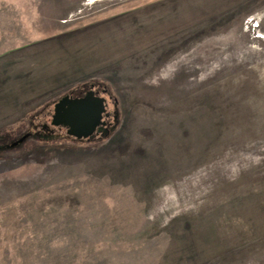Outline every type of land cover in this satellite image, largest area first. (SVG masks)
<instances>
[{
  "label": "rangeland",
  "instance_id": "obj_1",
  "mask_svg": "<svg viewBox=\"0 0 264 264\" xmlns=\"http://www.w3.org/2000/svg\"><path fill=\"white\" fill-rule=\"evenodd\" d=\"M0 264H264V0H0Z\"/></svg>",
  "mask_w": 264,
  "mask_h": 264
},
{
  "label": "water",
  "instance_id": "obj_2",
  "mask_svg": "<svg viewBox=\"0 0 264 264\" xmlns=\"http://www.w3.org/2000/svg\"><path fill=\"white\" fill-rule=\"evenodd\" d=\"M68 97H64V108L55 109L52 123L69 126L74 132L83 130L91 134L104 111V99L91 90L81 97Z\"/></svg>",
  "mask_w": 264,
  "mask_h": 264
},
{
  "label": "trees",
  "instance_id": "obj_3",
  "mask_svg": "<svg viewBox=\"0 0 264 264\" xmlns=\"http://www.w3.org/2000/svg\"><path fill=\"white\" fill-rule=\"evenodd\" d=\"M65 96H67V95H65L64 94V96H62V97H59L56 101H55V103H54V108H53V113H52V115H51V121H52V119H53V116H54V114H55V112H56V108H62L63 106H64V100H66V99H64V97ZM72 97V96H71ZM73 97H75V96H73ZM68 98H70V96L68 97ZM64 108V107H63ZM66 131V135L67 136H70V137H74V138H77V139H79V140H86L87 138H89V137H91L89 134H87V131H83V130H77L76 132H74V131H72V129L68 126L67 127V129L65 130ZM89 135V136H88ZM87 136V137H86ZM45 137H47V136H45Z\"/></svg>",
  "mask_w": 264,
  "mask_h": 264
}]
</instances>
